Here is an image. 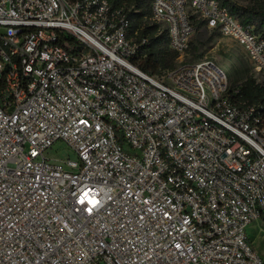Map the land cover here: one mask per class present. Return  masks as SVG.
<instances>
[{"label": "built area", "instance_id": "obj_1", "mask_svg": "<svg viewBox=\"0 0 264 264\" xmlns=\"http://www.w3.org/2000/svg\"><path fill=\"white\" fill-rule=\"evenodd\" d=\"M152 8L180 56L201 20L264 78V38L219 0ZM130 29L108 0H0V264H264V111L212 60L143 72Z\"/></svg>", "mask_w": 264, "mask_h": 264}, {"label": "trees", "instance_id": "obj_2", "mask_svg": "<svg viewBox=\"0 0 264 264\" xmlns=\"http://www.w3.org/2000/svg\"><path fill=\"white\" fill-rule=\"evenodd\" d=\"M114 9L122 10L131 22L130 34L136 37L140 43L143 38H148L149 43L144 45L132 62L143 72L150 76L161 77L164 72L175 67L168 61L163 43L167 45L173 59L180 54L170 47V37L166 29L161 31L158 23H152L154 13L152 0H108ZM222 6L227 7L238 21L264 38V0H255L252 6L240 7L231 0H219ZM197 31L206 29L205 23L196 20ZM193 41L190 42V51ZM187 51V52H188ZM240 93L236 99L242 104L254 106L259 111H264V84L258 82L252 76L240 86ZM264 220V217L262 218Z\"/></svg>", "mask_w": 264, "mask_h": 264}, {"label": "rangeland", "instance_id": "obj_3", "mask_svg": "<svg viewBox=\"0 0 264 264\" xmlns=\"http://www.w3.org/2000/svg\"><path fill=\"white\" fill-rule=\"evenodd\" d=\"M240 7L252 6L255 0H231ZM152 23H158L161 31L165 26L157 20ZM193 47L190 51L173 59L167 45L163 43L168 61L177 66L180 63H195L201 60H212L221 69H223L233 86H240L247 78L253 77L258 82L264 84V78L257 73L253 64L249 60L242 46L232 38L222 36L218 31L208 28L197 31L193 38ZM47 156L61 165L65 170L70 171L68 160L78 161V155L63 141H58L54 147L47 152ZM247 235L255 252L264 258V220H258L250 224L247 228Z\"/></svg>", "mask_w": 264, "mask_h": 264}]
</instances>
